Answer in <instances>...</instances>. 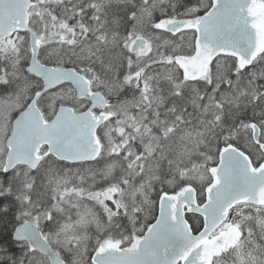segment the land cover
<instances>
[{
	"label": "snow or ice",
	"instance_id": "1",
	"mask_svg": "<svg viewBox=\"0 0 264 264\" xmlns=\"http://www.w3.org/2000/svg\"><path fill=\"white\" fill-rule=\"evenodd\" d=\"M0 264H264V0H0Z\"/></svg>",
	"mask_w": 264,
	"mask_h": 264
}]
</instances>
